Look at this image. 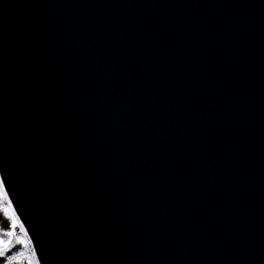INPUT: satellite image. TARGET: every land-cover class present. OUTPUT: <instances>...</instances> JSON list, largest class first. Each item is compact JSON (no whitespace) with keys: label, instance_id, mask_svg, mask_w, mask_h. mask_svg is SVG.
I'll return each mask as SVG.
<instances>
[{"label":"water","instance_id":"obj_1","mask_svg":"<svg viewBox=\"0 0 264 264\" xmlns=\"http://www.w3.org/2000/svg\"><path fill=\"white\" fill-rule=\"evenodd\" d=\"M0 177L40 264H264V0H0Z\"/></svg>","mask_w":264,"mask_h":264},{"label":"snow or ice","instance_id":"obj_2","mask_svg":"<svg viewBox=\"0 0 264 264\" xmlns=\"http://www.w3.org/2000/svg\"><path fill=\"white\" fill-rule=\"evenodd\" d=\"M4 178L0 177V202L7 201V192ZM10 202L7 207H4L2 211L4 215L10 221L7 231L0 232V258L3 259V264H21L25 259L24 252H17L15 255L9 253L14 246L19 245L26 247L31 242L25 237L16 235V228L18 221L15 214L10 211ZM22 227V226H21ZM27 264H40V260L36 258L35 251H30L27 254Z\"/></svg>","mask_w":264,"mask_h":264},{"label":"rangeland","instance_id":"obj_3","mask_svg":"<svg viewBox=\"0 0 264 264\" xmlns=\"http://www.w3.org/2000/svg\"><path fill=\"white\" fill-rule=\"evenodd\" d=\"M9 202H10V200H9V198H8V195H7V201L0 202V213L3 215V216H2V219H0V223H2V221H4V220H3V218H4V219L7 220L6 222H8V225L10 224V221H9L8 218L4 215V212L2 211V209H3L4 207H7L8 204H9ZM10 206H11V207H10V211H11L12 213L15 214V217H16V219H17V221H18L17 228H16V235L21 237V234H22L21 232H23L24 237H25V234H26V239H28V240L31 242V240H30L29 237H28V234H27L26 230L24 229V227L22 226V224H21V222H20L18 216L16 215L15 210H14V208H13L11 202H10ZM4 222H5V221H4ZM21 226H22V227H21ZM7 229H8V227L6 228V227H4L3 224H0V232H2V231H7ZM22 236H23V235H22ZM29 245L32 246V242H31ZM17 246H18V245L14 246L13 249L16 248ZM16 251H17V252H23L22 250H16ZM24 253H25V259L21 262V264H27V255H26L27 251H24ZM15 254H16V253H15ZM15 254H14V255H15ZM1 264H3V263H1Z\"/></svg>","mask_w":264,"mask_h":264},{"label":"trees","instance_id":"obj_4","mask_svg":"<svg viewBox=\"0 0 264 264\" xmlns=\"http://www.w3.org/2000/svg\"><path fill=\"white\" fill-rule=\"evenodd\" d=\"M2 216H3V215L0 213V219H2ZM3 220H4L5 222L2 221V223H0V224H3L4 227L7 228V227L9 226V225H8V222H6L7 220L4 219V218H3ZM21 233H22V234H21V237H24L23 232H21ZM22 235H23V236H22ZM16 250H22V251L24 252V251L27 250V246H26V247H21V246L18 245L16 248L12 249L11 252H10L9 254H10V255H14L15 253H17ZM1 263H3V259H2V258H0V264H1Z\"/></svg>","mask_w":264,"mask_h":264},{"label":"built area","instance_id":"obj_5","mask_svg":"<svg viewBox=\"0 0 264 264\" xmlns=\"http://www.w3.org/2000/svg\"><path fill=\"white\" fill-rule=\"evenodd\" d=\"M27 253H26V255L30 252V251H34V249H33V246H31V245H27ZM36 258L38 259V256L36 255Z\"/></svg>","mask_w":264,"mask_h":264}]
</instances>
